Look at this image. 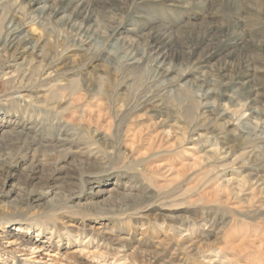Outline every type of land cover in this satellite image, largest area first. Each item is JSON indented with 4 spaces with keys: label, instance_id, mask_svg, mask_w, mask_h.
<instances>
[{
    "label": "rangeland",
    "instance_id": "374dc122",
    "mask_svg": "<svg viewBox=\"0 0 264 264\" xmlns=\"http://www.w3.org/2000/svg\"><path fill=\"white\" fill-rule=\"evenodd\" d=\"M0 264H264V0H0Z\"/></svg>",
    "mask_w": 264,
    "mask_h": 264
},
{
    "label": "bare ground",
    "instance_id": "6f19581e",
    "mask_svg": "<svg viewBox=\"0 0 264 264\" xmlns=\"http://www.w3.org/2000/svg\"><path fill=\"white\" fill-rule=\"evenodd\" d=\"M52 12V11H51ZM84 18V17H83ZM76 24V23H75ZM81 25V24H80ZM80 25H78V26H80ZM22 30L21 29H18V30H14V31H12V32H10V39L8 40V43H7V45L5 46V48L6 49H8V50H11V51H13L15 54H16V52H20V53H22V52H24V51H26V49H28L27 47H23L24 45V43L26 42V40L24 39V38H22ZM6 43V42H5ZM3 47H4V45H3ZM23 48H24V50H23ZM5 49V50H6ZM22 49V50H21ZM8 50H6V51H8ZM166 51V50H165ZM165 51H164V53H165ZM168 51V50H167ZM160 54V53H159ZM162 55V54H161ZM169 55V54H168ZM161 57V56H160ZM163 57L164 58H162V62H163V64H167V61H168V57H167V55L165 56V55H163ZM172 57H174V56H172ZM178 57V56H177ZM176 59V58H175ZM177 60H178V58H177ZM162 67V66H161ZM165 69V68H164ZM161 70H163V69H161ZM167 70V69H166ZM164 71V70H163ZM162 71V72H163ZM33 250H35L36 251V248L35 249H33Z\"/></svg>",
    "mask_w": 264,
    "mask_h": 264
}]
</instances>
